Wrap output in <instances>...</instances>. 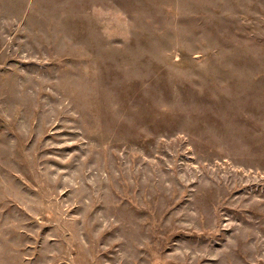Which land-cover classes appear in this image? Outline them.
Returning <instances> with one entry per match:
<instances>
[{
  "label": "rangeland",
  "instance_id": "374dc122",
  "mask_svg": "<svg viewBox=\"0 0 264 264\" xmlns=\"http://www.w3.org/2000/svg\"><path fill=\"white\" fill-rule=\"evenodd\" d=\"M0 264H264V0H0Z\"/></svg>",
  "mask_w": 264,
  "mask_h": 264
}]
</instances>
